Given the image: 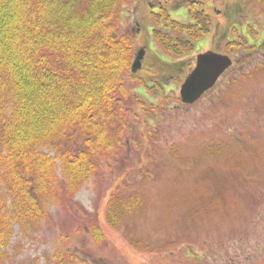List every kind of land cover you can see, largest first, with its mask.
Instances as JSON below:
<instances>
[{
	"label": "rangeland",
	"instance_id": "obj_1",
	"mask_svg": "<svg viewBox=\"0 0 264 264\" xmlns=\"http://www.w3.org/2000/svg\"><path fill=\"white\" fill-rule=\"evenodd\" d=\"M190 1L211 16V32L190 54H170L153 34V14L165 8L190 22ZM118 23L136 44L133 61L145 49L141 69L125 77L138 104L124 145L73 199L50 203L30 236L16 227L1 264H264V8L254 0H129ZM207 51L233 65L183 104L181 85ZM123 192L139 193L144 206L115 229L106 206Z\"/></svg>",
	"mask_w": 264,
	"mask_h": 264
},
{
	"label": "trees",
	"instance_id": "obj_2",
	"mask_svg": "<svg viewBox=\"0 0 264 264\" xmlns=\"http://www.w3.org/2000/svg\"><path fill=\"white\" fill-rule=\"evenodd\" d=\"M127 1L0 0V264L16 227L30 236L50 203L73 199L124 145L138 104L125 80L135 42L117 32ZM190 2L191 23L154 15L170 54H190L211 32V16ZM143 206L139 193H113L105 218L120 229ZM89 229L103 240L99 223Z\"/></svg>",
	"mask_w": 264,
	"mask_h": 264
},
{
	"label": "water",
	"instance_id": "obj_3",
	"mask_svg": "<svg viewBox=\"0 0 264 264\" xmlns=\"http://www.w3.org/2000/svg\"><path fill=\"white\" fill-rule=\"evenodd\" d=\"M145 49L137 52L132 64V72H137L142 67ZM229 55L213 51L201 53L197 56V63L192 72L187 76L180 89L181 101L184 104H194L207 91L213 88L219 77L232 66Z\"/></svg>",
	"mask_w": 264,
	"mask_h": 264
},
{
	"label": "flooded vegetation",
	"instance_id": "obj_4",
	"mask_svg": "<svg viewBox=\"0 0 264 264\" xmlns=\"http://www.w3.org/2000/svg\"><path fill=\"white\" fill-rule=\"evenodd\" d=\"M255 1V0H254ZM255 2H257V1H255ZM258 3V2H257ZM259 4V3H258Z\"/></svg>",
	"mask_w": 264,
	"mask_h": 264
}]
</instances>
